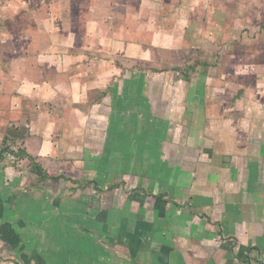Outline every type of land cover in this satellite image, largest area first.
Returning a JSON list of instances; mask_svg holds the SVG:
<instances>
[{
    "label": "rangeland",
    "instance_id": "1",
    "mask_svg": "<svg viewBox=\"0 0 264 264\" xmlns=\"http://www.w3.org/2000/svg\"><path fill=\"white\" fill-rule=\"evenodd\" d=\"M0 20L9 23L13 72L38 88L28 90L33 100H16L13 118L27 117L16 140L30 154L23 167L39 162L49 175L31 177L23 198L63 233L66 264L104 228L110 251L132 244L133 212L151 222L161 212L165 228L168 211L202 215L203 194L238 191L250 134L264 130V0H0ZM149 22L160 38L152 46ZM139 69L152 73L146 107L134 106L130 91L117 97ZM204 79L198 125L192 110L201 109L183 94Z\"/></svg>",
    "mask_w": 264,
    "mask_h": 264
},
{
    "label": "crops",
    "instance_id": "2",
    "mask_svg": "<svg viewBox=\"0 0 264 264\" xmlns=\"http://www.w3.org/2000/svg\"><path fill=\"white\" fill-rule=\"evenodd\" d=\"M8 25L7 21L0 20V28L3 27L4 32L6 31L5 35L3 32L0 35L2 46L0 55L3 54L0 56L3 59L0 64V253L4 260H10L15 264H66L65 255L72 248H66L63 233L50 230L44 216H37L28 211L29 200L23 198L28 195L24 193L23 185L28 183L29 187L28 181H31V177L41 179V176L49 174L42 171L39 162L30 166L29 172L25 169L27 164L23 167L26 161L28 162L30 154L16 140L21 129L24 130L22 133L28 129L27 117L20 114L13 118V112L15 110L17 112L19 106L16 100H33L28 90L34 91L38 88L28 87L18 73L13 72L14 61L12 57L8 58L11 52L7 50L10 49L7 42L11 41L8 37H12L7 36ZM144 26V30L151 38L150 45L159 43V36L154 32L152 35L151 23ZM5 46L6 50L3 49ZM145 58L146 55L143 56V59ZM139 70L133 72V82L126 79L117 86L119 87L117 97L125 99L130 91L134 106L141 104L146 107V103L152 99L150 76L152 73L147 69ZM99 78L101 80L102 77ZM9 83H14L15 87L8 89ZM206 83L207 80L204 79L203 83H196L193 87L188 85L187 87L191 88L186 89L183 94L186 96L185 104L189 102L191 106L194 102V108L197 106L201 109L192 110V117L197 120L198 125L201 124L205 108L203 103L201 106L196 103L203 100ZM189 91H193L191 97ZM172 104L173 102H170L168 105ZM175 106L173 115L177 112ZM137 116H134L132 122L136 125L139 123ZM149 119L148 116L143 121L151 123ZM232 121L237 122L236 118ZM250 135L255 146L248 149L249 151L247 149L244 151L251 156V160L244 164L245 174L238 180L241 188L238 187L237 192L203 194L202 199L208 203H203L206 204L204 209H207L205 211L202 209V215H198L194 209L187 206L180 212H175L171 208L172 210L166 213V219L169 221L165 228L158 225L163 213L158 212L156 218L152 216L151 222L141 216L145 215L144 213L133 212L135 224L129 228L132 244L117 242L112 251L109 247L111 243L107 239V229L100 226L102 229L100 240L97 241L96 237L93 242L89 240L94 244L83 249L86 252L82 254V258L73 259L71 256L70 259L74 262L70 260V264H264V130L252 131ZM237 137L238 135L234 134L231 138L235 148L238 146ZM38 149L43 154L46 150L44 145ZM204 179H208L210 183L220 182L216 176ZM137 191L144 194L143 190ZM147 197L153 199L152 196ZM212 204L216 205L218 210L212 215L213 222L210 223L208 217ZM41 213L45 214L44 211ZM211 213L213 214L212 211ZM120 237L124 241V235H118L117 240Z\"/></svg>",
    "mask_w": 264,
    "mask_h": 264
},
{
    "label": "built area",
    "instance_id": "3",
    "mask_svg": "<svg viewBox=\"0 0 264 264\" xmlns=\"http://www.w3.org/2000/svg\"><path fill=\"white\" fill-rule=\"evenodd\" d=\"M0 264H15V263L10 260H4L0 253Z\"/></svg>",
    "mask_w": 264,
    "mask_h": 264
}]
</instances>
